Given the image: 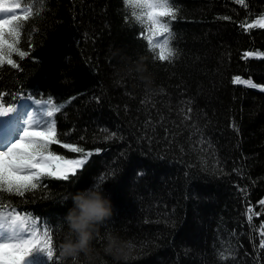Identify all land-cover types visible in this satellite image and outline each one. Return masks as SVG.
Masks as SVG:
<instances>
[{
    "label": "trees",
    "instance_id": "trees-1",
    "mask_svg": "<svg viewBox=\"0 0 264 264\" xmlns=\"http://www.w3.org/2000/svg\"><path fill=\"white\" fill-rule=\"evenodd\" d=\"M169 2L171 32L153 42L168 38L177 55L161 62L132 15L142 10L124 0H3L31 15L16 22L18 68L0 65V108L28 96L59 107L49 150L92 153L69 181L42 177L23 197L0 187V214L53 237L52 264H82L60 255L65 217L100 175L113 216L97 226L96 264H118L102 252L110 232L135 246L127 264H264V28L247 27L264 18V0ZM26 261L50 264L39 251Z\"/></svg>",
    "mask_w": 264,
    "mask_h": 264
},
{
    "label": "snow or ice",
    "instance_id": "snow-or-ice-1",
    "mask_svg": "<svg viewBox=\"0 0 264 264\" xmlns=\"http://www.w3.org/2000/svg\"><path fill=\"white\" fill-rule=\"evenodd\" d=\"M126 5L142 11L132 15L142 26L147 24V31L150 33L148 44L151 50H159L158 59L161 62L171 61L177 55L176 51L170 46V40L164 39L162 42H153L155 35L163 36L170 33L168 23L162 22L161 18L170 17L176 19L177 9L173 8L169 0H124ZM237 3L244 4V0H237ZM20 8L19 4L6 7L3 0H0V13H13L14 9ZM31 15V10L27 9L22 15L10 14L5 18H0V65H10L18 68V64L11 58L13 51L23 58L26 52L16 48L19 42V29L16 22L27 19ZM247 27L264 28V20H259L255 24ZM7 37H11L8 39ZM253 53H246L252 56ZM235 84H246L249 88H257L258 85L249 80H242L236 77ZM27 99L34 100L31 96ZM35 103L40 104L38 100ZM43 119L34 122V116L29 114L26 124L27 127L21 134L18 141L13 143L6 151H0V187L7 193H16L23 197L26 191L39 187L37 181L42 177H51L63 181H69L78 174L88 163L91 152L85 153L82 158L66 159L62 155H56L49 150L50 145L59 144L57 139L56 121L52 119L61 109L51 104H45ZM15 111V107L0 108V116H5ZM188 113L192 109L188 108ZM190 119V117H189ZM115 135V133L113 134ZM63 147L71 152L84 153L85 150L65 143ZM99 150H97L98 152ZM142 173H138L140 175ZM107 177L100 175L98 182L95 183L98 189L106 182ZM264 205V200L259 202ZM250 212L251 209H248ZM259 215V213H257ZM248 221L252 216L248 215ZM260 247L264 248V240L260 242ZM34 251L42 252L46 255L50 264L54 259L53 237L45 229L41 235V229L35 223H30L29 218L15 214H0V264H25V260Z\"/></svg>",
    "mask_w": 264,
    "mask_h": 264
},
{
    "label": "clouds",
    "instance_id": "clouds-1",
    "mask_svg": "<svg viewBox=\"0 0 264 264\" xmlns=\"http://www.w3.org/2000/svg\"><path fill=\"white\" fill-rule=\"evenodd\" d=\"M145 83L150 86V77H145ZM113 208L109 198L95 183L81 189L72 196V207L68 210L65 220L69 236L60 247L63 258L78 260L83 256L82 264H96L100 251L93 245L97 226L111 219ZM102 248L104 256L112 257L116 262L124 264L133 258L135 246L129 240H124L118 234L107 233Z\"/></svg>",
    "mask_w": 264,
    "mask_h": 264
},
{
    "label": "rangeland",
    "instance_id": "rangeland-1",
    "mask_svg": "<svg viewBox=\"0 0 264 264\" xmlns=\"http://www.w3.org/2000/svg\"><path fill=\"white\" fill-rule=\"evenodd\" d=\"M21 11L19 8L18 9H14L13 13H0V18H5L7 15L10 14H16L17 12ZM259 20H264V18L259 19ZM24 101H20V104L18 106H16L15 111L5 115V116H0V127H2V125H6L7 128H9V130H11V133H14L13 131H15L16 134H9L8 138H7V143H4L0 140V151H6L8 147H10L13 143H15L16 141H18L21 137V134L23 133V131L25 130V128L27 127L26 124V119L28 117V115L32 112L30 109L31 107H36V109L38 110L39 113L43 114V110L46 108V105L44 103L37 104L35 102H31V106L24 108L26 105L23 104ZM14 105H12L13 107ZM21 110H20V108ZM28 114V115H27ZM6 127H4L2 129V132L0 133V138L4 135H7L4 132V129ZM17 135V136H16ZM25 264H28V262L25 260Z\"/></svg>",
    "mask_w": 264,
    "mask_h": 264
},
{
    "label": "bare ground",
    "instance_id": "bare-ground-1",
    "mask_svg": "<svg viewBox=\"0 0 264 264\" xmlns=\"http://www.w3.org/2000/svg\"><path fill=\"white\" fill-rule=\"evenodd\" d=\"M5 130V129H4ZM3 133H5V132H3ZM11 133V132H10ZM5 134H7V133H5ZM11 135V134H10ZM8 136H9V133L7 134V135H4V136H2L1 138H0V140L2 141V142H4V143H7V138H8Z\"/></svg>",
    "mask_w": 264,
    "mask_h": 264
}]
</instances>
